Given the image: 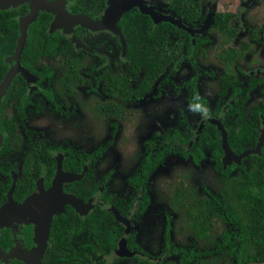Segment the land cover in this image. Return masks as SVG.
I'll use <instances>...</instances> for the list:
<instances>
[{
    "label": "flooded vegetation",
    "instance_id": "obj_1",
    "mask_svg": "<svg viewBox=\"0 0 264 264\" xmlns=\"http://www.w3.org/2000/svg\"><path fill=\"white\" fill-rule=\"evenodd\" d=\"M10 1L0 0V29L4 40L6 43L15 40V49L4 53L7 72L16 67L12 58L21 38V21L35 2L29 0L10 7ZM65 1L72 14H85L93 19H101L107 8V0H97L94 6H90V0ZM141 2L155 15L143 12L138 4L125 13L136 10L148 16L149 27L161 25L162 32L165 24L168 25V39L176 44L170 63L163 70L146 76L148 70L138 66L136 56L128 50V38L119 26L121 19L118 21L121 32L106 27L92 29L82 23L67 24L70 22L67 20L61 23L54 11L43 8L28 24L23 47L24 50L30 39L33 47L42 49V53L35 55L31 63L21 61V53L20 66L5 87L1 100L2 103L8 91L11 93L18 88L19 107L13 101L5 110L16 116V132L23 138L21 144L14 142L11 149L0 153V181L6 187L3 203L8 200L14 183L13 198L22 203L39 188L44 191L56 188L62 173L65 178L62 191L79 199L84 212L66 202L61 211L53 213L51 224L56 216L68 210L84 217L93 209L103 208L112 212L115 220L124 226L125 235L112 252L93 256L96 262L100 260L103 264H135L137 259L143 258L161 260L166 233L173 245L166 248L167 254L180 258L182 246L184 249L191 246L178 239V235L186 231V225L182 208L175 204L174 197L179 186L201 188L205 184L215 191L218 173L214 138L219 139L223 167H233L234 172L245 158L262 154L264 146L263 142L258 147L264 129V0ZM37 19L38 29L32 28ZM55 32L61 42L69 43L57 52L52 44ZM45 42L49 47L47 51ZM67 54L81 56L79 70L66 63ZM69 66L80 79L71 89L59 94L54 83L69 72ZM117 77L124 79L122 86L113 82ZM226 78L230 82H226ZM210 84H214L213 91L205 87ZM146 100H150L149 108L141 106ZM173 102H184L185 108L169 117V126H159L162 119L157 116L145 118L143 112L154 115L157 106L166 115ZM42 116L56 130L55 137L33 124ZM252 120L256 140L239 151L240 137L234 132H241L242 125ZM89 125L93 131L79 139L76 131L85 133L84 127ZM103 126L109 127L108 137L95 144H85L88 135L100 137L97 131ZM130 128L132 138L124 133ZM3 134L4 144L9 132L5 129ZM203 137L207 141L201 139ZM120 145L123 148L119 167L106 168L109 152ZM71 147L80 152L73 159L68 153ZM169 158L173 161L167 162ZM180 160L183 164L189 162L188 166L178 163ZM165 164L169 178L165 182L166 207L161 209L156 226L146 238L157 246L158 252H155L150 248L151 243L148 249L144 246L140 236L144 219L153 205L152 178ZM210 171L212 178L207 176ZM35 228V217L19 225L16 232L20 233V242L15 241L11 228L14 242L5 250L8 252L16 244L33 249ZM122 238H126L128 247L122 248L123 252L120 250ZM174 247L179 248L174 250ZM214 248L215 245L207 250L216 253ZM203 250L199 251L203 253ZM212 253L202 256L208 258ZM251 264H264V261Z\"/></svg>",
    "mask_w": 264,
    "mask_h": 264
},
{
    "label": "trees",
    "instance_id": "obj_2",
    "mask_svg": "<svg viewBox=\"0 0 264 264\" xmlns=\"http://www.w3.org/2000/svg\"><path fill=\"white\" fill-rule=\"evenodd\" d=\"M90 3V6H94L98 2L90 0ZM38 22L39 19L32 24V28H37ZM148 22L150 23L151 19L136 10L125 13L119 22V26L128 38V50L136 56L138 66L148 70L146 76L163 70L170 63V54L176 47L174 41L168 39V25L165 24V31L162 32L161 25L149 27ZM52 44L54 52H57L63 50L69 43L61 42L59 34L55 32ZM44 47L47 51L49 48L47 42ZM14 49V38L6 43L0 29V82L8 69L4 53H11ZM41 53L42 49H35L29 39L22 52L21 61L31 63L35 55ZM66 59V63L79 70L81 56L67 54ZM77 75L69 66V72L55 81L56 92L61 94L71 89L80 79ZM117 78L113 82L122 86L120 83L124 82V79ZM226 82L230 81L226 78ZM17 89L15 88L11 93L8 91L0 104L2 115L0 129L2 133L5 129L9 132L3 146L0 147V153L11 149L14 142L21 144L23 141L22 136L16 132L18 123L16 116L11 111L5 110L13 101H16L14 105L19 107L20 102L16 100L19 98ZM253 123V120L251 123L247 121L242 125L241 132L233 131L236 137H240V142H237L239 151L256 140L257 132ZM201 139L207 141L206 137ZM214 144L216 147H212L216 161L215 170L218 173L215 191L205 184H202L201 188L193 185L179 186L174 202L182 208V218L186 225V231L182 232V235L193 236L207 246L215 245L216 253L208 251L207 248L201 253L202 251L195 250V246L186 249L182 246L180 258L174 259L166 252L167 247L173 246L172 240L166 233L165 247L162 250L164 257L161 260L137 259L135 264H251L255 261H264V146L262 154L245 158L239 169L234 172L233 167H223L222 149L218 138H214ZM196 147H199V143ZM32 148L30 145V149ZM68 153L71 159L80 154L73 147L68 148ZM0 170H2L1 166ZM4 192L6 187L0 181V206L6 199ZM118 208L124 213L120 207ZM74 212L68 210L66 214L62 213L53 219L42 264H103L100 260L96 262L93 256L109 254L125 235L124 226L118 223L112 212L106 209H93L84 217ZM13 242L11 227L1 228L0 245L6 249ZM176 248L179 247H174V250ZM208 253H212L211 257L202 256ZM0 264H3L1 258ZM8 264L27 263L22 259L14 258Z\"/></svg>",
    "mask_w": 264,
    "mask_h": 264
},
{
    "label": "water",
    "instance_id": "obj_3",
    "mask_svg": "<svg viewBox=\"0 0 264 264\" xmlns=\"http://www.w3.org/2000/svg\"><path fill=\"white\" fill-rule=\"evenodd\" d=\"M26 1L29 0H12V2L10 1V7L19 5ZM34 1L35 2H33V4L31 3V12L27 16L23 17L21 21V38L12 58L14 64H16V67L11 68L7 72L4 80L0 83V103L2 100V95L5 91V87L9 84V82L11 81L20 66L19 58L26 43V37L28 34V24H30L36 19L39 9L46 8L49 11H54L59 16L57 21H60L61 23H66L70 21L67 24L74 25L82 23L88 27H91L92 29L106 27L119 32H121V30L118 27V21L122 18L123 14L128 11L133 5L138 4L140 5V8L143 12L153 14V12H151L148 8L143 5V2H141V0H107V8L105 10L104 16L101 19H93L85 14H72L70 11H68L65 0ZM65 20L67 21L65 22ZM3 140L4 134L0 129V146L3 144ZM224 142H226L225 135ZM263 142L264 129L258 147H260ZM64 179L65 178L61 173L59 175V181L56 185V188L49 191H44L39 188L34 195L30 196L22 203L16 202L13 198L15 183L13 184V186L8 192V200L0 206V229L8 226L14 230L16 224L30 222V220L32 218L34 219L35 217L36 246L33 249L28 250L26 248H23L21 245L17 244L7 252L0 245V258L2 261H4L3 264H8L12 258L22 259L27 264H42V258L48 247L49 232L51 229V220L53 217V213L56 211H61L66 202L71 203L79 211L84 212L80 208L83 207V205L81 204L79 199L74 196L67 195L62 191V182L64 181ZM122 248L128 249L126 238H122L120 249L121 252H123Z\"/></svg>",
    "mask_w": 264,
    "mask_h": 264
},
{
    "label": "rangeland",
    "instance_id": "obj_4",
    "mask_svg": "<svg viewBox=\"0 0 264 264\" xmlns=\"http://www.w3.org/2000/svg\"><path fill=\"white\" fill-rule=\"evenodd\" d=\"M206 89L208 91H213L214 88V84H210L209 86H205ZM264 97V96H263ZM150 105V100H146L144 101L141 106L142 107H148ZM149 108V107H148ZM158 110L156 109L154 111V115H148L146 112L144 113L145 118L147 117H151V116H157L159 119H162L161 121H159V126H161L162 128H165L167 126H169V122H170V118L173 114H175L176 112L183 110L185 108V104L184 102H173L170 104V109L167 110L166 115L163 113L162 109L157 106ZM146 110V109H144ZM150 114H152L153 112L150 111ZM33 124L38 125L41 128H45V130L47 132H50V135L52 137H55L57 135V132L55 129L52 128V126L50 125V123L48 122V120L46 119V117L42 116L40 118H36L33 121ZM91 125L89 126H85V133L84 132H80L79 130L76 131V136L80 139L83 138V136H85L87 133H90L93 131V128H90ZM98 134H101L100 137H98L97 135H93L90 136L88 135V141L85 144H95L98 143L99 141L105 140L108 135H109V127L108 126H103V128H100L97 131ZM125 135L128 137L132 138V133H133V129L130 128L126 131H124ZM118 136L120 137V132L118 133ZM116 144H120V142H117ZM130 148H132V145L129 146ZM122 145L118 146V147H114L108 154L107 156V160L105 163V167L109 168V167H119L120 162H121V151H122ZM172 158H169V160L167 162H172ZM166 162V164H167ZM180 164H182L184 167H187L189 162L187 164H183L182 161L180 160V162H178ZM166 164L164 166L161 167V169L158 171V173L153 176V181H151L152 184V189H151V196H152V207L150 209V211L147 213L144 222L142 224V228H141V236L140 239L145 243L144 246L148 249L149 248V244L151 242H149L146 238L148 236L151 235V229L152 227L156 226V218L157 216L161 215V209H163L164 207H166V198H167V194H166V178L169 180V178L166 176L167 168H166ZM203 167H204V163H202ZM160 174L159 180L157 181L158 178V174ZM207 176L209 178H212V172L210 171L209 174H207ZM197 179H195L196 181ZM217 187L215 186V189ZM23 223H18L16 224V227L14 229V238L15 241H21L22 238L20 237V233L16 232V229L18 228L19 225H21ZM179 225V223H178ZM178 239L184 243V245H188V246H192L194 245L196 249L198 250H203L205 248H209L213 245H209L207 246V244H204L203 242H201V240L196 239L195 237H191V236H183L181 234L178 235ZM17 245V244H16ZM150 248L152 250H154L155 252H158V248L155 244L151 243ZM4 262V261H3Z\"/></svg>",
    "mask_w": 264,
    "mask_h": 264
},
{
    "label": "clouds",
    "instance_id": "obj_5",
    "mask_svg": "<svg viewBox=\"0 0 264 264\" xmlns=\"http://www.w3.org/2000/svg\"><path fill=\"white\" fill-rule=\"evenodd\" d=\"M43 259V258H42Z\"/></svg>",
    "mask_w": 264,
    "mask_h": 264
}]
</instances>
